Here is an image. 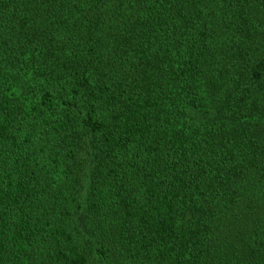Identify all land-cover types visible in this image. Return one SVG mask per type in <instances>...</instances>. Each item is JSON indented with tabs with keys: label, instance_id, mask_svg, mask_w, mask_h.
Instances as JSON below:
<instances>
[{
	"label": "trees",
	"instance_id": "obj_1",
	"mask_svg": "<svg viewBox=\"0 0 264 264\" xmlns=\"http://www.w3.org/2000/svg\"><path fill=\"white\" fill-rule=\"evenodd\" d=\"M0 264H264V0H0Z\"/></svg>",
	"mask_w": 264,
	"mask_h": 264
}]
</instances>
